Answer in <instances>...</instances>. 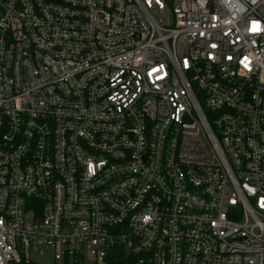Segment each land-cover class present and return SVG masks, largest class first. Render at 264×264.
<instances>
[{"label":"built area","instance_id":"1","mask_svg":"<svg viewBox=\"0 0 264 264\" xmlns=\"http://www.w3.org/2000/svg\"><path fill=\"white\" fill-rule=\"evenodd\" d=\"M0 264H264V0H0Z\"/></svg>","mask_w":264,"mask_h":264},{"label":"rangeland","instance_id":"2","mask_svg":"<svg viewBox=\"0 0 264 264\" xmlns=\"http://www.w3.org/2000/svg\"><path fill=\"white\" fill-rule=\"evenodd\" d=\"M47 259L49 260V259H50V257L48 256V257H47Z\"/></svg>","mask_w":264,"mask_h":264}]
</instances>
